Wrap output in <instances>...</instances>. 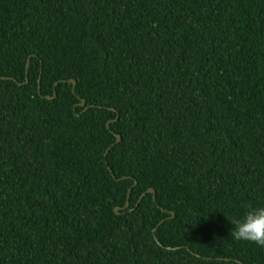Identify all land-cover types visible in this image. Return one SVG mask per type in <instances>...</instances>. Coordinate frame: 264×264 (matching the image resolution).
Returning a JSON list of instances; mask_svg holds the SVG:
<instances>
[{"label":"trees","instance_id":"1","mask_svg":"<svg viewBox=\"0 0 264 264\" xmlns=\"http://www.w3.org/2000/svg\"><path fill=\"white\" fill-rule=\"evenodd\" d=\"M250 207L264 0H0V264H264Z\"/></svg>","mask_w":264,"mask_h":264},{"label":"clouds","instance_id":"2","mask_svg":"<svg viewBox=\"0 0 264 264\" xmlns=\"http://www.w3.org/2000/svg\"><path fill=\"white\" fill-rule=\"evenodd\" d=\"M232 225L231 237L264 248V207L249 208L241 217L228 220Z\"/></svg>","mask_w":264,"mask_h":264},{"label":"water","instance_id":"3","mask_svg":"<svg viewBox=\"0 0 264 264\" xmlns=\"http://www.w3.org/2000/svg\"><path fill=\"white\" fill-rule=\"evenodd\" d=\"M69 81L72 83V90H74L75 85H76V81H75V80H72V79H70ZM79 104H80L81 106H84V105H85V101H84V100H81ZM107 125H108V123H107ZM119 140H120V137L117 136V138H116V142H118ZM147 193H152V194H153V201H154V199H155L154 191H153L152 189H150ZM144 195H145V194H143V196H144ZM115 213L118 214V210H117V209H115Z\"/></svg>","mask_w":264,"mask_h":264}]
</instances>
